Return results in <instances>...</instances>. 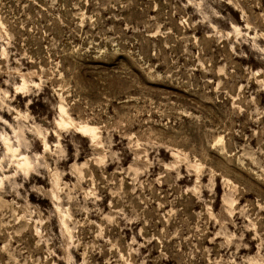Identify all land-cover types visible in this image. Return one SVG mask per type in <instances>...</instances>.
I'll return each instance as SVG.
<instances>
[{
	"label": "rangeland",
	"instance_id": "obj_1",
	"mask_svg": "<svg viewBox=\"0 0 264 264\" xmlns=\"http://www.w3.org/2000/svg\"><path fill=\"white\" fill-rule=\"evenodd\" d=\"M0 264H264V0H0Z\"/></svg>",
	"mask_w": 264,
	"mask_h": 264
}]
</instances>
